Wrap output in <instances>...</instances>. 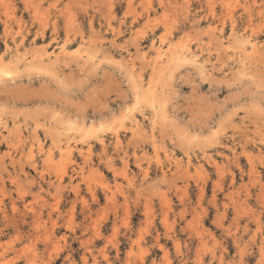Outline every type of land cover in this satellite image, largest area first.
Instances as JSON below:
<instances>
[{
	"label": "rangeland",
	"instance_id": "obj_1",
	"mask_svg": "<svg viewBox=\"0 0 264 264\" xmlns=\"http://www.w3.org/2000/svg\"><path fill=\"white\" fill-rule=\"evenodd\" d=\"M0 264H264V0H0Z\"/></svg>",
	"mask_w": 264,
	"mask_h": 264
},
{
	"label": "bare ground",
	"instance_id": "obj_2",
	"mask_svg": "<svg viewBox=\"0 0 264 264\" xmlns=\"http://www.w3.org/2000/svg\"><path fill=\"white\" fill-rule=\"evenodd\" d=\"M229 9V8H228ZM37 54V53H36ZM177 58V57H176ZM176 61V60H175ZM169 70V69H168ZM136 127V126H135ZM120 141V140H119ZM60 148V147H59ZM66 150V151H65ZM70 150V146L69 145H67L66 147H65V149H60V151L62 152V154L61 155H63L64 153L63 152H67V151H69ZM60 152V153H61ZM67 155V154H66Z\"/></svg>",
	"mask_w": 264,
	"mask_h": 264
}]
</instances>
